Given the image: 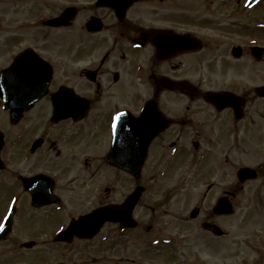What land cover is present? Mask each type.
I'll return each instance as SVG.
<instances>
[{"label":"flooded vegetation","instance_id":"1","mask_svg":"<svg viewBox=\"0 0 264 264\" xmlns=\"http://www.w3.org/2000/svg\"><path fill=\"white\" fill-rule=\"evenodd\" d=\"M36 87L2 111L0 197L62 257L43 264L77 242L92 264H264V0H0V88ZM137 187L135 227L55 240Z\"/></svg>","mask_w":264,"mask_h":264},{"label":"rangeland","instance_id":"2","mask_svg":"<svg viewBox=\"0 0 264 264\" xmlns=\"http://www.w3.org/2000/svg\"><path fill=\"white\" fill-rule=\"evenodd\" d=\"M4 112L0 109V130L4 133L5 126H9V122L5 117L3 116ZM9 139V138H8ZM11 168V166L9 165ZM23 166L20 167L22 169ZM2 177V176H0ZM5 178V176H3ZM132 187V185H131ZM133 188V187H132ZM90 197L83 198L79 202L80 207L79 210H77L76 213L69 212L70 214H78L81 213L90 207L92 208L93 203L89 200ZM23 201L21 200L18 204L16 202H11L7 200L6 198L0 197V221L2 220V215H5L7 211L13 206L17 204L18 209V217L14 221V227H13V234L8 239H6L3 242L0 241V264H43V263H54L56 261H59L62 257L60 253L57 250L53 249H46V250H28L23 248L22 246H19V244L23 241H31L33 238V235L28 233L26 229H22V225H24L22 219L20 221V215L27 216V211L23 207ZM71 207V203L69 208ZM69 208L67 211H69ZM8 209V210H7ZM6 211V212H5ZM26 211V212H25ZM76 211V210H75ZM68 214V213H67ZM25 224H27L25 222ZM108 229L105 230L102 235L108 234ZM93 244L94 242H77L75 245V249H72L71 251L67 252L66 262L69 264H92V257L94 254L93 250ZM41 251V252H40ZM108 248L104 247L100 250L99 255L100 257L107 256ZM103 264V263H100ZM111 264V263H110Z\"/></svg>","mask_w":264,"mask_h":264},{"label":"water","instance_id":"3","mask_svg":"<svg viewBox=\"0 0 264 264\" xmlns=\"http://www.w3.org/2000/svg\"><path fill=\"white\" fill-rule=\"evenodd\" d=\"M0 95H2V90L0 89ZM41 96V95H40ZM39 97H29L26 101H23L21 103H18L15 106H19L20 110L26 109L28 106L33 104ZM5 106L6 108L11 109L13 114V108L15 107L14 104L9 101L5 100ZM133 172V171H132ZM137 173L138 171H134ZM139 198V190L131 196V198L128 200L127 204L122 208L123 211H128L130 207V213L127 214V218L130 216L134 205L136 204L137 200ZM115 218L114 213L112 212L111 208H105L100 209L89 216H86L84 218H81L79 221L73 223L71 227L68 229L67 233L64 234L63 237H66V239L72 238L74 235H79L80 237H92L97 232H99L101 226L104 224V222ZM10 222L0 231V240L2 238H5L8 233L10 232Z\"/></svg>","mask_w":264,"mask_h":264},{"label":"snow or ice","instance_id":"4","mask_svg":"<svg viewBox=\"0 0 264 264\" xmlns=\"http://www.w3.org/2000/svg\"><path fill=\"white\" fill-rule=\"evenodd\" d=\"M117 119H118V117H117Z\"/></svg>","mask_w":264,"mask_h":264}]
</instances>
